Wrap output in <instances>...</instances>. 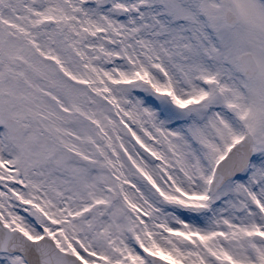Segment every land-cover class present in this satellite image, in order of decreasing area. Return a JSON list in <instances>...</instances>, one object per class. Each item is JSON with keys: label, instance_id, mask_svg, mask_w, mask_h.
I'll list each match as a JSON object with an SVG mask.
<instances>
[{"label": "snow or ice", "instance_id": "1", "mask_svg": "<svg viewBox=\"0 0 264 264\" xmlns=\"http://www.w3.org/2000/svg\"><path fill=\"white\" fill-rule=\"evenodd\" d=\"M0 264H264V0H0Z\"/></svg>", "mask_w": 264, "mask_h": 264}]
</instances>
